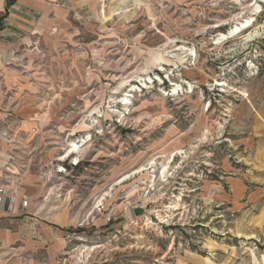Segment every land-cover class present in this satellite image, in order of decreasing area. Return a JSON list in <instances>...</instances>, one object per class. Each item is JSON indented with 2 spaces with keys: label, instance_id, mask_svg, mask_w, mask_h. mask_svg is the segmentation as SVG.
Returning a JSON list of instances; mask_svg holds the SVG:
<instances>
[{
  "label": "rangeland",
  "instance_id": "1",
  "mask_svg": "<svg viewBox=\"0 0 264 264\" xmlns=\"http://www.w3.org/2000/svg\"><path fill=\"white\" fill-rule=\"evenodd\" d=\"M89 2L1 51V264H264V0Z\"/></svg>",
  "mask_w": 264,
  "mask_h": 264
},
{
  "label": "crops",
  "instance_id": "2",
  "mask_svg": "<svg viewBox=\"0 0 264 264\" xmlns=\"http://www.w3.org/2000/svg\"><path fill=\"white\" fill-rule=\"evenodd\" d=\"M56 2L74 9L91 8L94 4L89 0H0V62L1 51L8 48L9 42L31 32L37 20L43 18V12H48ZM119 14L114 12L113 17ZM13 168L16 169L7 158L0 160V185H6L4 177H11L8 174L4 175L3 169L16 174ZM6 186L12 191L13 187L9 184ZM12 192L21 196L17 190L13 189ZM24 213L27 211L22 210L19 205L10 206L8 202L0 212V258L13 253L17 243L24 249L31 247L35 226L32 225L31 218L23 216Z\"/></svg>",
  "mask_w": 264,
  "mask_h": 264
},
{
  "label": "built area",
  "instance_id": "3",
  "mask_svg": "<svg viewBox=\"0 0 264 264\" xmlns=\"http://www.w3.org/2000/svg\"><path fill=\"white\" fill-rule=\"evenodd\" d=\"M7 202L10 206L19 205L22 210L27 211L30 208L31 200L25 195H17L9 190L6 185H0V212L4 209Z\"/></svg>",
  "mask_w": 264,
  "mask_h": 264
},
{
  "label": "bare ground",
  "instance_id": "4",
  "mask_svg": "<svg viewBox=\"0 0 264 264\" xmlns=\"http://www.w3.org/2000/svg\"><path fill=\"white\" fill-rule=\"evenodd\" d=\"M251 23H252V22H251L250 20H247L245 23H242V24L237 25L236 27L232 28L228 33H221V34L219 35L218 43L221 42V41H226V40L230 39L231 37L236 36L237 34L241 33L242 31H244L245 29H247L248 26L250 27V24H251ZM145 86H146V85H145ZM132 91H133V90H132ZM126 98H127V99H126ZM126 98H124L123 101L125 102V104H129V103H130V100H129L128 98H130V96L127 95ZM73 147H74V149L71 150V151L67 154L66 158H69L70 155L74 154V152H76V151L79 150V147H78V146L73 145ZM66 158H65V159H66ZM75 164L78 165V163H75ZM166 171H168V168H167V166L165 165V166H164V171L162 172V175H164V174L166 173ZM142 172H144V169L140 170L138 173H142Z\"/></svg>",
  "mask_w": 264,
  "mask_h": 264
},
{
  "label": "water",
  "instance_id": "5",
  "mask_svg": "<svg viewBox=\"0 0 264 264\" xmlns=\"http://www.w3.org/2000/svg\"><path fill=\"white\" fill-rule=\"evenodd\" d=\"M138 212V211H137Z\"/></svg>",
  "mask_w": 264,
  "mask_h": 264
}]
</instances>
